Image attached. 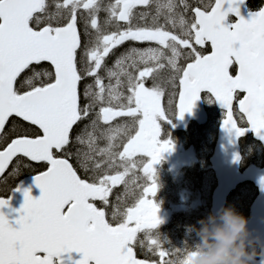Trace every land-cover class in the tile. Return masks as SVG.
<instances>
[{
  "label": "snow or ice",
  "instance_id": "6c2138e0",
  "mask_svg": "<svg viewBox=\"0 0 264 264\" xmlns=\"http://www.w3.org/2000/svg\"><path fill=\"white\" fill-rule=\"evenodd\" d=\"M243 4L0 0V178L43 165L39 197L0 211V264H189L153 231L155 165L175 147L161 122L207 90L225 131L264 140V6Z\"/></svg>",
  "mask_w": 264,
  "mask_h": 264
},
{
  "label": "flooded vegetation",
  "instance_id": "af4514ba",
  "mask_svg": "<svg viewBox=\"0 0 264 264\" xmlns=\"http://www.w3.org/2000/svg\"><path fill=\"white\" fill-rule=\"evenodd\" d=\"M192 134V138H184V145L175 146L173 152L165 153L164 159L157 165L155 168L157 170V183L159 185V190L154 197L155 202L159 205V213H163L164 208H169L163 214V217L169 215L171 212V206L177 205L183 201L185 196H190L191 205H187L186 210H191V212H187L186 210L181 212V209L185 208V206L181 207H173V210L178 213V217L176 218L173 224L168 225H160L157 229L153 230L156 233H159L161 240L167 241L169 243V247L175 248H183L181 242L185 241V236L180 234L182 231H187L188 228L198 233L201 231L202 227V216L198 213L199 203V192L197 189L193 191V196L191 194H186L185 185L183 186V190L181 191L180 186L177 183H174V178L180 179L184 177V181H188L189 186L186 187L187 190L193 189L194 187H201L203 181H206V188L201 189L203 197L208 199L210 206H212V194L217 187V180L214 172L211 170L209 164V156L204 158L202 156L203 153V144L201 139L198 137L197 131L199 129H190L188 130ZM171 131L169 129L162 128L161 136H170ZM144 159H147L146 157ZM173 161L175 168L169 167L167 162ZM173 166V167H174ZM182 187V186H181ZM210 192V195L208 194ZM209 195V196H208ZM172 200V201H171ZM172 202V203H170ZM163 207V208H161ZM194 212V213H193ZM190 215L196 216L198 219L193 222L197 225H186L187 219ZM224 226L221 225V228ZM195 239L199 240L201 235H195ZM179 239L181 241H179ZM177 242V243H176ZM255 248H253L254 250Z\"/></svg>",
  "mask_w": 264,
  "mask_h": 264
},
{
  "label": "water",
  "instance_id": "95a60500",
  "mask_svg": "<svg viewBox=\"0 0 264 264\" xmlns=\"http://www.w3.org/2000/svg\"><path fill=\"white\" fill-rule=\"evenodd\" d=\"M247 3L248 0H244V4L240 6L241 15L245 19L250 18V15L247 14ZM230 16L235 17L234 15H230ZM203 93H209L210 95H212L207 90H203L200 93V99L196 102V105L193 108L192 113L191 114L186 113L183 120L179 119L178 129H184L190 121H197L200 124L206 123L207 115L201 98V95ZM217 104L223 111H225L221 107L219 102H217ZM247 133L245 135H247ZM243 137L237 138L235 137L234 134H229L227 131H225L222 128V124H221L220 132H219V144L216 150L215 157L213 158L214 168L217 172L219 184H220L215 199L219 203V210H221L223 209V204L226 197L230 194V192L236 189L238 185L246 181H252L255 183V185L259 189L260 194L253 206L252 220L246 226V231L248 234L246 244L247 245L256 244L261 248L260 245H264V188L261 187L259 181L261 177H264V170L248 171L244 175L241 174L240 172L241 159L239 160V162H234V156L235 154L238 153L241 157L239 142ZM255 137L264 144V140H261L256 135ZM24 189H30L31 194L34 197H39L40 195V189L35 185V177L25 181L22 184L21 189L9 200L8 207H5L4 209L0 210L3 211L12 221H14V219L19 216L18 210L21 208L22 204L24 203V191H23ZM261 251H262V255H264V248H261ZM81 256L82 254L76 252L64 253L62 254L61 257L56 258V260H58V264H75L76 261L81 259ZM242 260H243V264H247V263L264 264V256H262L259 262L253 261L250 258V256H245Z\"/></svg>",
  "mask_w": 264,
  "mask_h": 264
},
{
  "label": "rangeland",
  "instance_id": "374dc122",
  "mask_svg": "<svg viewBox=\"0 0 264 264\" xmlns=\"http://www.w3.org/2000/svg\"><path fill=\"white\" fill-rule=\"evenodd\" d=\"M209 111L212 113H214V106L215 104L213 102H209ZM205 133L206 135H204V137H202L203 141L205 142V144H207V142L209 143L208 145H210V143H212L213 141V137L214 135L217 133V124L216 121H212L208 124V126L205 128ZM207 145V146H208ZM210 149L211 145L208 146ZM209 148H206V154L210 151ZM213 152V150H211ZM211 152V153H212ZM174 165H172L171 167H173ZM175 181L177 182V180L175 179ZM254 190L250 187H244L238 194L237 196L233 199L232 202V206H231V211L234 212L237 215H241L242 211H244L247 207H250L254 201ZM190 198L188 197H184L183 201L181 202V204H177V205H173L172 207H178L181 206L183 203L188 202ZM160 219L163 221V223H161L160 225H164V224H170V221L172 219L171 215H166L165 217H163L162 215H159ZM227 221L226 224V229L223 230L224 232L223 234V239L221 238V235H217L216 236V232L212 233L211 232V228L215 227V223H210L208 230L206 232V236H209L211 238L214 237V239H212L211 241H208L206 243H202V248L204 250H211L210 252H206V251H202L200 250V252L193 247V245L190 243L191 241L186 239L185 241H182V247L185 248V250H187L188 254V261L189 264H208V259L212 256H214L217 251L223 246L226 247L227 249V254H226V258H222V259H217L215 261L212 262V264H232V260L231 257L234 256L237 252V250H240L243 252L242 250V245L240 243H237V241L239 242V240L236 238L237 235H233L230 229V226L228 224V220L227 218H225ZM159 225V226H160ZM216 236V237H215ZM179 241H181L179 239ZM177 243V242H176ZM212 246H215V248H217L216 250L211 249ZM254 252V251H253Z\"/></svg>",
  "mask_w": 264,
  "mask_h": 264
},
{
  "label": "trees",
  "instance_id": "16d2710c",
  "mask_svg": "<svg viewBox=\"0 0 264 264\" xmlns=\"http://www.w3.org/2000/svg\"><path fill=\"white\" fill-rule=\"evenodd\" d=\"M262 0H250L249 8L251 11H256L259 7H262ZM103 15V14H101ZM75 147V146H74ZM241 150H242V168L248 167H261L264 163L263 156V147L262 145L256 141L252 135H249L241 142ZM25 163H28L25 161ZM43 169V165H31L30 167H22L21 172L17 176H9L6 175L3 180L0 181V195H3L4 198H8L14 191H10L13 187L18 188L20 183L28 177H31L35 174H38L40 170ZM83 175V172H81Z\"/></svg>",
  "mask_w": 264,
  "mask_h": 264
},
{
  "label": "clouds",
  "instance_id": "9594fccd",
  "mask_svg": "<svg viewBox=\"0 0 264 264\" xmlns=\"http://www.w3.org/2000/svg\"><path fill=\"white\" fill-rule=\"evenodd\" d=\"M225 216L228 220V224L233 235H239L240 233H243L245 231L246 219L243 216L235 214L230 209L226 210ZM221 238L223 239V234H221ZM226 254L227 249L226 247L222 246L214 256L207 258L208 264H212V262L217 259L226 258ZM242 256L243 252L237 250L236 254L231 257L232 264H243Z\"/></svg>",
  "mask_w": 264,
  "mask_h": 264
}]
</instances>
